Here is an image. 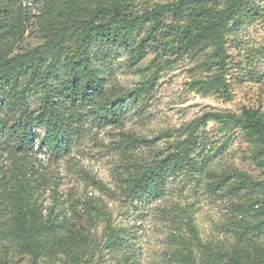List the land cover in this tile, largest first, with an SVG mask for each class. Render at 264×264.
Here are the masks:
<instances>
[{"label": "rangeland", "instance_id": "1", "mask_svg": "<svg viewBox=\"0 0 264 264\" xmlns=\"http://www.w3.org/2000/svg\"><path fill=\"white\" fill-rule=\"evenodd\" d=\"M177 1L26 0L30 28L12 56L38 57L59 22L70 24L67 15L72 6L78 19L89 22L94 18L101 24L116 17L143 18ZM220 1L219 7L227 8L231 17L224 66L208 67L205 63L214 58L213 45L206 42L188 49L181 37L184 20L174 13H162L134 30L127 44L94 46L95 65L120 106V123L100 122L92 111L84 109L65 153H54L43 128L35 130L33 152L24 159L13 158L7 143L0 146V202L7 206L0 218V257L7 264H34L22 248L23 239H18L16 203L6 200L1 189L7 188L12 198L16 196L17 178L34 191L37 215L48 225L54 222L56 244L49 242L36 264H114L124 257L136 264H181V237H188L189 231L177 214L188 207L201 238L214 247L217 264H264V184L243 190L232 186L216 190L213 186L224 173L236 170L264 183V146L249 136L242 122L226 125L210 121L199 130L214 149L210 173L199 182L182 178L170 184L161 198L130 203L114 194L127 174L125 158L148 160L152 156L146 147L119 148L122 133L156 140L155 147L166 149L184 139L188 125L204 113L240 116L248 110L264 121V0H245L242 7ZM99 9H104V14H99ZM73 31L58 64V82L64 80L65 60L76 47ZM143 40L145 52L138 56ZM52 57L51 52L46 54L45 65ZM158 68L162 71L153 90L137 100L129 99L155 77ZM212 79L218 84L213 90L202 91L195 84ZM42 99L40 94L31 95V111L39 109ZM13 118L14 111L6 107L5 100L0 101V125ZM6 137L2 132L0 142ZM90 203L100 208L96 214L91 213ZM110 222L126 240L115 252L104 248ZM198 257L206 264L205 252L198 251Z\"/></svg>", "mask_w": 264, "mask_h": 264}, {"label": "trees", "instance_id": "2", "mask_svg": "<svg viewBox=\"0 0 264 264\" xmlns=\"http://www.w3.org/2000/svg\"><path fill=\"white\" fill-rule=\"evenodd\" d=\"M26 0H0V101L5 100L6 107L14 111L12 121L0 125V134L7 133L5 141L8 152L14 158L28 156L33 152L35 130L43 128L47 132L50 146L56 155L65 153L69 142L76 132L81 120V112L88 109L96 115V119L110 120L120 123V109L114 97L107 89L101 71L95 65L96 57L94 46L127 44L134 30L140 29L151 20H157L165 12L179 15L184 20L182 42L188 49H196L200 45L210 42L214 47V58L205 64L208 67L215 65L224 66L226 57V36L228 33L230 15L227 8L219 7L220 0H178L174 4L162 6L158 10L146 14L143 18L135 20L116 17L105 23L99 24L94 18L86 22L77 18V11L71 7L67 15L68 23L59 22L52 32V40L48 43L38 57L27 55L12 56L14 48L24 39L30 28V12ZM227 4L242 7L245 0H223ZM231 8V7H230ZM104 14V9L97 11ZM228 12V13H227ZM76 38V47L72 54L66 58L64 80L58 82V64L62 58L66 39L70 31ZM154 37V34L150 35ZM143 40L137 53L142 56L145 52ZM183 43V44H184ZM48 52L53 57L45 65V56ZM162 68H158L155 77L138 88L129 99L137 100L140 95L148 94L155 86ZM223 77V73H220ZM200 89L213 90L218 84L212 79L207 83L196 82ZM40 94L43 99L37 111L30 109V97ZM223 122L232 125L242 122L249 136L257 143L264 146V121L258 119L252 111L245 110L237 116L230 113L208 112L204 113L193 125H188L187 136L176 140L171 147L158 149L156 140L139 137L135 133H122L118 141L119 148L137 150L141 147L151 149L152 156L148 160L125 158L126 175L122 179L120 191L114 193L124 202H133L138 199H157L165 196L169 185L186 178L199 182L210 173L211 154L214 149L198 133L208 122ZM53 153V154H54ZM264 183L256 182L245 172L232 171L224 173L220 179L213 183L216 190L232 188L243 190L248 186H263ZM15 195L13 198L7 188L3 197L16 203L18 209L19 234L18 239H23L22 248L32 256L36 264L40 251L51 241L57 240L52 229L54 222L43 221L36 212V199L34 191L20 178L15 180ZM0 202V218H3L7 206ZM93 214L100 210L90 203ZM177 214L181 225L188 231V237H181L182 249L178 260L181 264H202L198 251L206 253V264H217L214 247L206 243L200 236L199 230L191 214V207L182 209ZM2 211V212H1ZM92 214L91 217L94 215ZM94 222V219H93ZM108 237L105 249L115 252L121 249L126 240L122 232L108 223ZM57 245L60 246L58 240ZM235 261V259H231ZM0 264L7 261L0 257ZM114 264H136L128 257L117 259Z\"/></svg>", "mask_w": 264, "mask_h": 264}]
</instances>
